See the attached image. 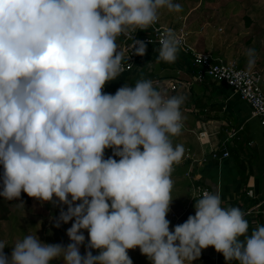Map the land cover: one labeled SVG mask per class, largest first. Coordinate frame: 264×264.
Wrapping results in <instances>:
<instances>
[{
	"label": "clouds",
	"instance_id": "1",
	"mask_svg": "<svg viewBox=\"0 0 264 264\" xmlns=\"http://www.w3.org/2000/svg\"><path fill=\"white\" fill-rule=\"evenodd\" d=\"M161 9L182 6L0 0V197L58 201L67 210L56 227L74 221L67 245L28 234L8 256L0 240V264H133L128 250L137 247L151 264H186L209 246L227 264H264V225L248 234L245 213L222 207L218 193L193 197L195 215L170 230L171 173L185 151L172 138L183 128L186 98L166 96L144 78L115 94L102 91L125 70L117 38L146 31ZM181 43L172 29L163 31L158 59L175 62ZM146 47L134 39L132 54L144 56ZM247 55L254 64L255 50ZM106 149L113 155L105 158ZM83 230L89 240L81 255Z\"/></svg>",
	"mask_w": 264,
	"mask_h": 264
},
{
	"label": "crops",
	"instance_id": "2",
	"mask_svg": "<svg viewBox=\"0 0 264 264\" xmlns=\"http://www.w3.org/2000/svg\"><path fill=\"white\" fill-rule=\"evenodd\" d=\"M203 1L205 0H199V3L203 4ZM181 4L185 7V3ZM195 9L190 8L185 16L182 14L177 16L178 18H161V23L172 28L185 26L189 46L194 51L232 59L239 67L257 70L264 83L263 71L256 62L250 65L249 56L239 58L237 52L226 43L228 37L223 44V38L218 39L214 35L213 28L217 25L214 26L213 17L208 16L200 20L194 15L197 10ZM235 20L233 15L226 19L230 23L229 29H232V33ZM248 20L250 22L247 24L246 33L252 32L254 26V20ZM209 27L211 28L208 29ZM220 29L218 27L217 31ZM145 33L146 31L141 30L136 32L138 36H144ZM116 42L118 48L123 51V38L118 37ZM158 50L159 48L146 47L144 56L137 55L136 69L110 81L108 90L115 94L117 89L126 83L134 86L139 80L136 77L143 70L148 73V79L153 81L154 87L166 96L182 95L186 98L181 106L183 128L180 135L172 138L173 144H182L185 151L181 161L173 165L171 173L174 182L171 191L172 202L166 216L170 221V230L185 222L189 215H195L193 187L204 186L220 195L222 207H238L245 213V219L249 222L248 234H251L258 225H264V130L258 118L253 115L252 108L233 95L227 86L210 79L202 83L197 82L192 57H186L179 52L175 62L167 63L158 59ZM172 85L176 87L175 90L170 89ZM262 90L264 92V84ZM201 132L206 133L203 139L198 136ZM224 142L230 153L229 158L212 159V151L221 148ZM135 257L133 255V259L131 258L133 264H151L143 254L140 258ZM186 264L227 262L221 253L209 246L202 249L197 259L186 261Z\"/></svg>",
	"mask_w": 264,
	"mask_h": 264
},
{
	"label": "rangeland",
	"instance_id": "3",
	"mask_svg": "<svg viewBox=\"0 0 264 264\" xmlns=\"http://www.w3.org/2000/svg\"><path fill=\"white\" fill-rule=\"evenodd\" d=\"M174 2L179 4L181 2L185 3V7L181 4L182 11L178 13L167 12L166 9H161L159 12L160 19H165L166 16L178 18L177 16H181L182 14L185 16L192 7L198 10L195 9L197 12L194 11V15H197V18L200 20H204V17L212 16L216 21H214V26L217 25L216 28H213L214 35L218 39L222 37L223 44L225 43L224 40L228 37L229 39L227 38L226 43L237 52V56L241 59L248 56L245 54L248 49H254L255 62L259 69L263 71L262 74H264V0H205L203 4L199 3V0H174ZM232 15L236 19L234 21L235 27L233 33L232 29H229L230 23L226 21ZM244 16L247 19L243 20ZM250 18L254 20V26L252 32L246 33L248 19ZM218 27L221 28L220 31H217ZM231 33L233 34L232 37H230ZM187 44H190L188 38ZM242 52L243 54H241ZM263 84L261 82L262 88ZM112 155L113 153H105V158ZM114 158L119 159V157ZM2 174L3 167L0 166V176ZM48 203L32 197L29 200L20 197L18 200L8 203L9 212H7V219H1L2 213H0V240L5 241L8 246L4 249L5 254L10 256L12 251L11 246L28 234L37 236L43 243L47 244L67 245L71 242L66 233L74 221H69L66 224L60 222V226L56 227L60 212L62 209L66 211L67 205L61 206L60 204L52 212L47 208ZM83 234L86 239L85 244L80 246L81 255L85 253V246L89 240L86 230H83ZM91 251L93 255L98 254V250L92 249ZM140 253L138 247L128 250V255L132 259L133 255L136 256L135 258H140ZM50 264H62V260H53Z\"/></svg>",
	"mask_w": 264,
	"mask_h": 264
},
{
	"label": "built area",
	"instance_id": "4",
	"mask_svg": "<svg viewBox=\"0 0 264 264\" xmlns=\"http://www.w3.org/2000/svg\"><path fill=\"white\" fill-rule=\"evenodd\" d=\"M166 29H172L182 41L181 50L185 53L191 54L196 81L202 83L206 79H210L227 86L232 91L233 95L238 96L252 108L253 115L258 118L260 125L264 130V92L261 87L262 76L260 72L254 69L239 67L237 62L232 59H223L214 57L210 53H198L194 51L192 47L187 44L188 35L185 26L172 28L162 25L159 18L156 24L146 30L144 36H138L136 33H132V38L121 35L124 43L123 52L125 53V58L123 64L125 70L119 77L132 73L137 67L138 57L137 55L132 54L131 49L133 40L144 41L146 46L160 47L159 37ZM149 40L152 42L149 43ZM109 83L110 82H108L102 89L103 92L110 93L108 90ZM170 89L175 90L176 87L172 85ZM198 136L199 139H203L206 137V133L201 132ZM233 136L234 135H232V137ZM226 142H228V140ZM226 142H224V144ZM224 144L221 148L212 151V159L220 160L221 158H229L230 153L228 147ZM220 151L222 153H220ZM188 176H190L189 173ZM193 190V197L197 198L202 195L203 191H210L204 186H194Z\"/></svg>",
	"mask_w": 264,
	"mask_h": 264
},
{
	"label": "trees",
	"instance_id": "5",
	"mask_svg": "<svg viewBox=\"0 0 264 264\" xmlns=\"http://www.w3.org/2000/svg\"><path fill=\"white\" fill-rule=\"evenodd\" d=\"M250 20H248V22H249ZM150 28V27H149ZM147 47H149V48H160V47H157V46H147ZM181 54H183L184 56H186V57H188V56H190V57H192L191 56V54L190 53H185V52H183V51H179ZM148 73L146 74L145 72H143V70L140 72V74H138V76L136 77L137 79H141V78H144V79H148ZM153 77V76H152ZM133 85H134V83H133ZM105 153H113L112 152V149H106L105 150ZM0 190H2V186H0ZM21 198H24V199H26V200H29L30 199V197L29 196H27V194L26 193H21ZM9 202H11V201H9V200H6V199H4L3 197H0V213H2V216H1V219H7V212H9V208H8V203ZM60 205V203L57 201V203L56 204H53V203H51V202H49L48 204H47V208H48V210H51L52 212H54L55 210V207L56 206H59ZM61 206H64L63 204H61Z\"/></svg>",
	"mask_w": 264,
	"mask_h": 264
}]
</instances>
